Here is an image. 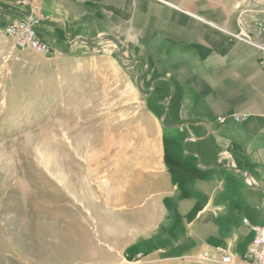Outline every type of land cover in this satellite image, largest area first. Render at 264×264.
Returning a JSON list of instances; mask_svg holds the SVG:
<instances>
[{"label":"rangeland","instance_id":"obj_1","mask_svg":"<svg viewBox=\"0 0 264 264\" xmlns=\"http://www.w3.org/2000/svg\"><path fill=\"white\" fill-rule=\"evenodd\" d=\"M76 46L39 54L0 29V264H179L145 249L161 213L146 60L119 33Z\"/></svg>","mask_w":264,"mask_h":264},{"label":"crops","instance_id":"obj_2","mask_svg":"<svg viewBox=\"0 0 264 264\" xmlns=\"http://www.w3.org/2000/svg\"><path fill=\"white\" fill-rule=\"evenodd\" d=\"M19 2L0 0V29L33 13L53 53L119 33L138 49L135 68L145 58L161 138L151 191L161 213L144 236L150 256L223 264L202 259L222 245L243 256L254 238L244 220L264 225V63L234 34L264 44V0ZM233 112L250 117L218 122Z\"/></svg>","mask_w":264,"mask_h":264},{"label":"built area","instance_id":"obj_3","mask_svg":"<svg viewBox=\"0 0 264 264\" xmlns=\"http://www.w3.org/2000/svg\"><path fill=\"white\" fill-rule=\"evenodd\" d=\"M19 4L23 7L33 5L32 0H20ZM39 20L40 18L33 13L29 14V16L8 23L4 32L18 48L31 49L39 54H51L54 52V47L40 35L37 28ZM259 32H264V26L261 23ZM234 36L256 46L260 50L264 63V44L256 42L245 30L235 33ZM249 117V112H233L227 115H219L217 120L219 123L225 124L229 120L242 122ZM244 221L254 231V238L243 256L236 254L229 246L222 245L216 248L215 257L207 250L203 253L202 259L220 261L223 264H264V225L252 224L248 219Z\"/></svg>","mask_w":264,"mask_h":264},{"label":"water","instance_id":"obj_4","mask_svg":"<svg viewBox=\"0 0 264 264\" xmlns=\"http://www.w3.org/2000/svg\"><path fill=\"white\" fill-rule=\"evenodd\" d=\"M139 80H140V76L137 78V85L139 87Z\"/></svg>","mask_w":264,"mask_h":264}]
</instances>
